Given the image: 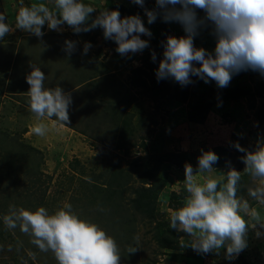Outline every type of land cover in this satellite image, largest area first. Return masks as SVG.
Wrapping results in <instances>:
<instances>
[{
	"label": "rangeland",
	"instance_id": "rangeland-1",
	"mask_svg": "<svg viewBox=\"0 0 264 264\" xmlns=\"http://www.w3.org/2000/svg\"><path fill=\"white\" fill-rule=\"evenodd\" d=\"M40 2L45 0H24L25 5ZM86 2L119 7L122 16H144L130 0ZM154 3L146 0L149 8ZM20 6V0H0V13L13 28ZM149 27L158 60L161 42L184 34L178 23L159 18ZM44 32L41 41L15 29L0 41V217L10 205L53 210L67 201L116 238L120 264H264V235L257 237L254 230L248 247L229 262L223 249L219 255H201L182 248L188 238L169 228L170 213L186 196V164L195 172L201 151L212 150L219 157L213 175L230 167L243 171L244 153L233 143L252 150L264 140V76L242 71L223 89L193 77L195 83L181 87L174 80L157 81L158 62H152L149 49L121 57L99 28L75 35L45 25ZM65 39L80 42L71 57L63 51ZM85 41L93 44L88 55L82 54ZM195 43L212 51L215 38L205 29ZM31 63L40 64L46 84L59 85L73 97L70 122L57 124L53 118L43 138L32 132L36 118L26 82ZM241 195L248 198L246 188ZM251 204L264 219V208ZM136 236L139 245L128 253ZM30 239L0 220V264H57L51 252H40Z\"/></svg>",
	"mask_w": 264,
	"mask_h": 264
},
{
	"label": "clouds",
	"instance_id": "clouds-1",
	"mask_svg": "<svg viewBox=\"0 0 264 264\" xmlns=\"http://www.w3.org/2000/svg\"><path fill=\"white\" fill-rule=\"evenodd\" d=\"M130 2L143 9V17L140 13L122 16L119 7H97L86 0H45L29 5L20 0L14 28L0 13V41L15 29L42 41L45 25L57 33L67 28L75 35L99 28L106 41L115 43L121 57L131 58L149 49L152 62H158V82L174 80L187 87L195 83V77L204 83L214 81L217 88L223 89L242 71L264 76V0H155L151 8L146 6V0ZM158 18L164 23H178L184 33L168 35L161 42L159 60L151 46L153 32L149 27ZM205 29H210L215 38L212 51L195 43ZM79 43L65 39L63 51L67 57L74 54ZM92 48V42L85 41L82 54L88 55ZM30 69L26 75L28 105L36 118L32 132L43 138L53 118L57 124L70 122L73 97L59 85L46 84L47 76L40 64L31 63ZM232 146L244 153L243 171L230 167L226 174L213 175L219 157L212 150H202L198 170L194 172L191 164L185 165L186 196L169 216V228L188 238L181 242L182 248L190 247L201 255H219L223 249L229 262L248 247L250 230L257 237L264 235V219L251 204L264 208V140L252 150L239 142ZM197 172L208 175L198 178L194 175ZM242 187L248 198L238 196ZM0 220L6 229L18 228L28 235L40 252H51L57 264H120L122 253L116 238L95 220L81 215L70 202L53 210L10 205ZM139 242L140 237H134L136 246L130 247L128 253L136 251Z\"/></svg>",
	"mask_w": 264,
	"mask_h": 264
}]
</instances>
